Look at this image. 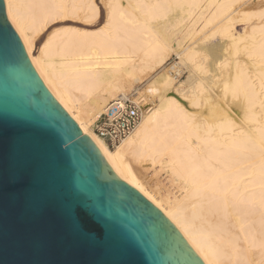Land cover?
Returning a JSON list of instances; mask_svg holds the SVG:
<instances>
[{"label":"bare ground","instance_id":"bare-ground-1","mask_svg":"<svg viewBox=\"0 0 264 264\" xmlns=\"http://www.w3.org/2000/svg\"><path fill=\"white\" fill-rule=\"evenodd\" d=\"M243 2L102 0L89 28L97 0H4L50 92L204 264H264V10ZM150 77L143 105L131 91ZM119 94L141 117L110 148L92 125ZM150 171L168 186L149 185Z\"/></svg>","mask_w":264,"mask_h":264},{"label":"water","instance_id":"water-1","mask_svg":"<svg viewBox=\"0 0 264 264\" xmlns=\"http://www.w3.org/2000/svg\"><path fill=\"white\" fill-rule=\"evenodd\" d=\"M0 264H204L32 66L0 0Z\"/></svg>","mask_w":264,"mask_h":264},{"label":"built area","instance_id":"built-area-1","mask_svg":"<svg viewBox=\"0 0 264 264\" xmlns=\"http://www.w3.org/2000/svg\"><path fill=\"white\" fill-rule=\"evenodd\" d=\"M141 117L138 103L131 94H119L111 100L93 123V131L113 148L128 136Z\"/></svg>","mask_w":264,"mask_h":264},{"label":"rangeland","instance_id":"rangeland-1","mask_svg":"<svg viewBox=\"0 0 264 264\" xmlns=\"http://www.w3.org/2000/svg\"><path fill=\"white\" fill-rule=\"evenodd\" d=\"M97 1L99 2V6L101 8L102 16H101V18L99 19V21L96 24L90 26L89 28L98 27L101 24L102 20H103L104 5L102 3V0H97ZM241 7H242V9H245V10H258V11L264 10V0H244V2L242 3ZM75 19H76L77 22H82V21L78 20L77 18H75ZM240 24H242V23H240ZM240 24L237 26V31H241L242 28H243V26H241ZM54 26H57V24L54 25ZM199 27L200 26L198 25V29H199ZM41 39H42V37H40L39 42H40ZM210 43L214 44V43H216V40H212V42H210ZM213 51H214L213 55H209V57H208L209 61L213 60L212 58H214L215 56L217 57V55H219L221 53L220 50H219V47L216 44L214 46V50ZM34 53H36V48L34 50ZM175 60H176L175 55H171L170 58L166 61L165 66L168 67L169 64L172 63ZM209 68H212L211 64H209ZM185 74H184V76H185ZM177 77L179 78L180 76L177 75ZM150 79H151V77L148 78V80L144 81L139 86H137L136 87L137 89H134V91H131V93L137 92L136 96H137V98L139 100L142 101L143 105L147 102V99L143 98L144 99V101H143V99H142L143 95H142L141 91L143 92L142 89L144 87V84H146ZM165 177H166V174L163 173V172L152 174V172L150 171L148 173L147 181H148L149 185L155 184V185H158V186H162L163 188H166L169 183H168V181H167V179Z\"/></svg>","mask_w":264,"mask_h":264}]
</instances>
